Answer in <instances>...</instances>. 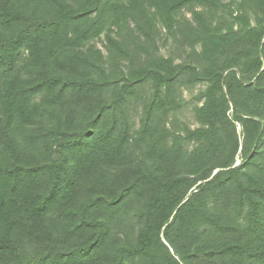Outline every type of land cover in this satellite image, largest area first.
Returning <instances> with one entry per match:
<instances>
[{
  "label": "trees",
  "instance_id": "1",
  "mask_svg": "<svg viewBox=\"0 0 264 264\" xmlns=\"http://www.w3.org/2000/svg\"><path fill=\"white\" fill-rule=\"evenodd\" d=\"M194 4L221 5L1 2L0 264H264V0L236 1L230 23L200 12L175 21ZM157 21L191 60L159 55ZM127 23L124 38L107 35V59L128 62L111 80L101 52L78 46ZM200 81L199 127L179 134L168 128L171 89ZM49 144L62 152L55 161Z\"/></svg>",
  "mask_w": 264,
  "mask_h": 264
},
{
  "label": "rangeland",
  "instance_id": "2",
  "mask_svg": "<svg viewBox=\"0 0 264 264\" xmlns=\"http://www.w3.org/2000/svg\"><path fill=\"white\" fill-rule=\"evenodd\" d=\"M4 0H0L1 2ZM65 1H72V0H65ZM238 0H220V7L219 10L214 13V12H209L205 8H203L200 5H191V6H186L179 10L175 16V21H182L186 20L189 22H194L193 20V13L194 12H200L202 16H205L208 21H213L219 23L220 20H222L225 23H230L229 19V12L230 10L233 11L235 7V3ZM45 5L41 4L39 6H36V10L34 7L31 9H34L33 11H37L38 9H44ZM30 10V9H29ZM235 15V13L233 14ZM249 18H250V24L251 26H255L256 22L251 14V11L249 12ZM127 22L131 24L128 20ZM122 25L121 28L117 27H111L110 30L106 32H102L98 37H95L91 39L90 41H86L80 46H78L79 51H86L92 48H95L96 50H99L103 56L101 67L105 69V75L106 77L110 78L111 80H117L120 78L122 75L121 73L126 72L127 69V61L122 60L121 58H118L116 55L112 56L109 60L107 59V35H109L110 38L119 40L122 39L126 36V34L129 31V24ZM157 23V29H159V37L157 39V52L159 53L160 56L164 58H169L171 59L175 64H179L183 61H189L191 59H188L189 54L191 53L189 46L186 45L185 43H182L181 38H178L179 36L174 34L175 29L172 31L168 32L164 29L162 23L159 21ZM194 25V23H193ZM236 27V25H234ZM77 50V51H78ZM195 50H199V46L197 45L195 47ZM18 59L16 62L19 65L20 69H24L23 66L26 65V62L28 61V51L27 49L21 48L18 52ZM28 63V62H27ZM73 70V68L71 67ZM56 73H61L57 68H55ZM206 88V82L200 81L196 83L195 85L191 86H184V85H175L171 89V100H170V115L168 118V128H171L174 131L180 132L179 134H182V129L181 128H186V129H196L199 127V124L197 123L195 119V109L197 107H200L202 105L203 100L198 99V95L202 93ZM141 93H145V90ZM139 95L142 97L143 95L139 93ZM40 101V96L39 95H34L31 98V103L33 104H38ZM139 101H134V106L131 108L132 111V121L130 124V130L129 134L131 136H134L132 132L138 128L139 125V119L141 117V107L138 106ZM229 116L232 114V107L230 105L229 111H228ZM29 130L34 131L35 127H40V122L38 119V116H34L33 119L29 121ZM236 133L238 136L239 141L242 140V135H241V128L240 126L236 123ZM54 145V144H53ZM50 144L47 146L46 152L51 160H57L62 156V152L58 151L55 146ZM126 161H134L132 157H126ZM136 162V160H135ZM240 158L239 154L236 157V163L234 166H237L240 164ZM111 171V170H110ZM113 171V170H112ZM112 234L117 235L122 237L121 231L117 227L112 226Z\"/></svg>",
  "mask_w": 264,
  "mask_h": 264
}]
</instances>
